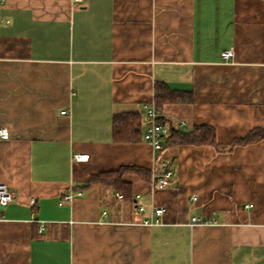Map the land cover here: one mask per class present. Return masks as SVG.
Returning a JSON list of instances; mask_svg holds the SVG:
<instances>
[{"label":"crops","instance_id":"crops-1","mask_svg":"<svg viewBox=\"0 0 264 264\" xmlns=\"http://www.w3.org/2000/svg\"><path fill=\"white\" fill-rule=\"evenodd\" d=\"M0 20V264H264V139L230 146L264 127V0H0ZM157 82L192 96L164 104L169 129L218 143L164 149L163 189L153 147L113 138L117 113L146 132ZM122 166L148 177L92 181Z\"/></svg>","mask_w":264,"mask_h":264},{"label":"trees","instance_id":"trees-1","mask_svg":"<svg viewBox=\"0 0 264 264\" xmlns=\"http://www.w3.org/2000/svg\"><path fill=\"white\" fill-rule=\"evenodd\" d=\"M183 93L171 89L164 82L156 83L155 104L162 110L164 104L173 101L191 102L192 96L183 97ZM163 122V117L161 118ZM143 118L138 113H117L113 117V138L116 142H138L144 139ZM264 139V127H256L250 130L246 136L234 139L231 147L239 144L254 143ZM196 144V145H213L217 146L216 130L212 125H196L190 131H183L170 128L168 134L163 137V147ZM127 172L137 173L147 176L148 171L141 167L122 166L117 170L102 172L92 176V181L100 182L103 185L117 190L122 195H126L129 185L124 181L123 176ZM148 177V176H147Z\"/></svg>","mask_w":264,"mask_h":264},{"label":"built area","instance_id":"built-area-1","mask_svg":"<svg viewBox=\"0 0 264 264\" xmlns=\"http://www.w3.org/2000/svg\"><path fill=\"white\" fill-rule=\"evenodd\" d=\"M81 2L82 0H76ZM1 21V20H0ZM234 55L233 49L224 50L221 53L222 58L228 60ZM66 113V110L62 111ZM146 118L149 120V125L144 134V139L153 147L155 153V164L152 168V184L156 188H166L170 183V178L173 175V171L168 167L167 163L162 158V153L164 152L163 147V137L168 134L169 127L168 125L162 121L163 113L162 110L159 109L155 102L145 105ZM9 130L6 126H0V138L8 139L9 138ZM89 159V153H76L75 160L76 161H87ZM81 191H77L75 193L69 192L63 195L61 204L65 201H71L75 195H81ZM140 198V194L135 195L136 208L138 211H144L145 207L142 203L138 202ZM13 199V193L9 189V186L0 182V204L7 205ZM30 203L35 204V198L30 200ZM166 212L165 207H155L149 213L147 218L143 220L142 223L146 225H156L161 222V216ZM106 214V212L104 213ZM191 223H200L206 224L207 221H203L199 219L197 216H193L191 219ZM45 229V224L42 223L40 226V231Z\"/></svg>","mask_w":264,"mask_h":264}]
</instances>
